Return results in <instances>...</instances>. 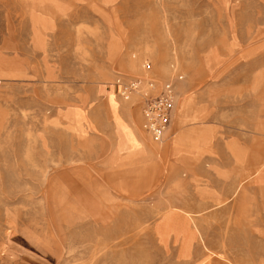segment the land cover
Returning a JSON list of instances; mask_svg holds the SVG:
<instances>
[{
    "label": "rangeland",
    "instance_id": "1",
    "mask_svg": "<svg viewBox=\"0 0 264 264\" xmlns=\"http://www.w3.org/2000/svg\"><path fill=\"white\" fill-rule=\"evenodd\" d=\"M172 63L159 142L114 84ZM115 124L156 162L116 154ZM11 238L54 264H264V0H0V255Z\"/></svg>",
    "mask_w": 264,
    "mask_h": 264
},
{
    "label": "built area",
    "instance_id": "2",
    "mask_svg": "<svg viewBox=\"0 0 264 264\" xmlns=\"http://www.w3.org/2000/svg\"><path fill=\"white\" fill-rule=\"evenodd\" d=\"M152 68L150 61H144L145 72L151 71ZM171 69L173 74L165 81L153 77L133 76L127 79L119 76L116 80L119 86L118 93L124 100H131L134 95L141 97L142 127L159 142L166 141L171 135L175 106L179 97V84L185 77L175 63L171 64ZM145 85L146 89L143 87Z\"/></svg>",
    "mask_w": 264,
    "mask_h": 264
},
{
    "label": "crops",
    "instance_id": "3",
    "mask_svg": "<svg viewBox=\"0 0 264 264\" xmlns=\"http://www.w3.org/2000/svg\"><path fill=\"white\" fill-rule=\"evenodd\" d=\"M172 70V69H171ZM173 74V72H172ZM114 89L118 93L119 86L115 83ZM119 97V96H118ZM122 98V97H121ZM179 98V97H178ZM179 100V99H178ZM176 102L173 123L175 120V114L178 108V101ZM133 111H131V121H133ZM142 116V114H141ZM143 121V120H142ZM173 123L171 127V132L173 128ZM143 128V127H142ZM114 135L117 140V145L115 148L116 154H124L127 159L131 161H145L151 160L155 161V157L157 156V146H152L149 142L147 135L143 134L140 128H130L132 131H127L121 127V131L123 134V145L122 148L119 146V129L117 124L113 126ZM127 132H126V131ZM144 130V129H143ZM145 131V130H144ZM146 132V131H145ZM148 133V132H146ZM145 140V141H144ZM167 226V223L165 227ZM163 229V225H162ZM161 229V230H162ZM249 255H245V257L252 255V251H247ZM247 253V254H248ZM237 258H239L237 256ZM241 258V257H240ZM240 264H249L246 261L237 260V263ZM0 264H54L51 257L38 250L37 248L32 247L18 239L11 238L10 241L7 242L6 247L2 251L0 255ZM252 264V263H250Z\"/></svg>",
    "mask_w": 264,
    "mask_h": 264
},
{
    "label": "bare ground",
    "instance_id": "4",
    "mask_svg": "<svg viewBox=\"0 0 264 264\" xmlns=\"http://www.w3.org/2000/svg\"><path fill=\"white\" fill-rule=\"evenodd\" d=\"M145 141V140H144Z\"/></svg>",
    "mask_w": 264,
    "mask_h": 264
}]
</instances>
